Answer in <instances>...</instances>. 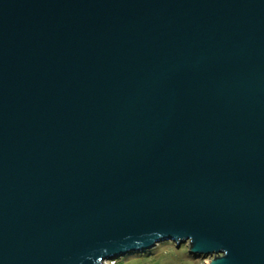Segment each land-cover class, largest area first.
Segmentation results:
<instances>
[{
  "label": "water",
  "instance_id": "1",
  "mask_svg": "<svg viewBox=\"0 0 264 264\" xmlns=\"http://www.w3.org/2000/svg\"><path fill=\"white\" fill-rule=\"evenodd\" d=\"M164 242L264 264V0H0V264Z\"/></svg>",
  "mask_w": 264,
  "mask_h": 264
},
{
  "label": "rangeland",
  "instance_id": "2",
  "mask_svg": "<svg viewBox=\"0 0 264 264\" xmlns=\"http://www.w3.org/2000/svg\"><path fill=\"white\" fill-rule=\"evenodd\" d=\"M112 262L115 264H203L204 261L189 255L185 245L178 249L173 242H164L150 251L132 253L115 261H108L110 264Z\"/></svg>",
  "mask_w": 264,
  "mask_h": 264
},
{
  "label": "built area",
  "instance_id": "3",
  "mask_svg": "<svg viewBox=\"0 0 264 264\" xmlns=\"http://www.w3.org/2000/svg\"><path fill=\"white\" fill-rule=\"evenodd\" d=\"M110 264V263H109ZM111 264H115V262H112ZM203 264H204V262H203Z\"/></svg>",
  "mask_w": 264,
  "mask_h": 264
},
{
  "label": "bare ground",
  "instance_id": "4",
  "mask_svg": "<svg viewBox=\"0 0 264 264\" xmlns=\"http://www.w3.org/2000/svg\"><path fill=\"white\" fill-rule=\"evenodd\" d=\"M107 264H109V263L107 262Z\"/></svg>",
  "mask_w": 264,
  "mask_h": 264
},
{
  "label": "crops",
  "instance_id": "5",
  "mask_svg": "<svg viewBox=\"0 0 264 264\" xmlns=\"http://www.w3.org/2000/svg\"><path fill=\"white\" fill-rule=\"evenodd\" d=\"M165 256H168V255H165Z\"/></svg>",
  "mask_w": 264,
  "mask_h": 264
}]
</instances>
